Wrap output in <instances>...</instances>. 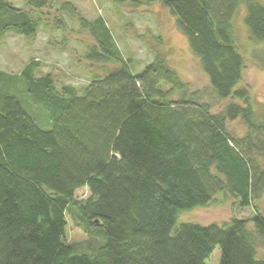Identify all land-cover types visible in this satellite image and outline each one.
I'll return each mask as SVG.
<instances>
[{
    "label": "trees",
    "instance_id": "1",
    "mask_svg": "<svg viewBox=\"0 0 264 264\" xmlns=\"http://www.w3.org/2000/svg\"><path fill=\"white\" fill-rule=\"evenodd\" d=\"M0 0V41L28 40L76 21L83 57L111 65L78 88L29 58L0 67V264H264V121L246 87L233 28L240 5L249 39L264 42V0H154L174 16L208 75L217 112L163 56L133 69L105 20L69 0ZM122 1V0H119ZM153 1V0H147ZM47 11V12H45ZM241 119L243 136L227 120ZM89 190L87 198L75 196ZM229 194L250 219L178 222L183 211ZM68 216L86 233L68 241Z\"/></svg>",
    "mask_w": 264,
    "mask_h": 264
},
{
    "label": "rangeland",
    "instance_id": "2",
    "mask_svg": "<svg viewBox=\"0 0 264 264\" xmlns=\"http://www.w3.org/2000/svg\"><path fill=\"white\" fill-rule=\"evenodd\" d=\"M21 4L20 0H13ZM87 18L101 16L125 57L131 59L133 69L140 70L155 53L163 56L191 89L199 90L217 112L230 102L242 105L241 99H216L210 89L208 75L203 71L199 59L190 51L185 35L177 28L174 16L158 1L147 0H69ZM47 12V11H45ZM55 12L44 15L50 24L41 28L36 37L28 40L20 35L8 34L0 41V67L17 72L29 58L41 63L43 72L50 71L58 84L69 83L78 88L84 86L93 74H102L111 65L90 62L83 57L84 45L91 43L90 36L79 30L78 23L66 17V29H55ZM244 7L240 5L233 18L235 41L244 57V69L236 87H246L250 104L260 121H264V42L249 39L243 22ZM229 131L236 136L246 133L241 119L227 120ZM86 187L78 189L75 196L87 198ZM259 211L264 212V193L256 201ZM254 215L252 206L240 207L229 194L216 196L205 206L183 211L178 222L191 221L201 224L229 221L232 217L250 219ZM68 241L84 240V231L76 227L68 216L66 226ZM220 251L216 248L205 261L218 264Z\"/></svg>",
    "mask_w": 264,
    "mask_h": 264
}]
</instances>
